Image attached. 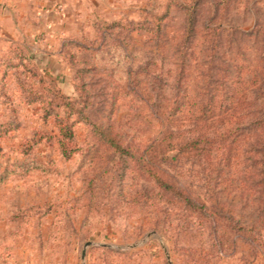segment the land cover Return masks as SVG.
Instances as JSON below:
<instances>
[{"label": "rangeland", "instance_id": "rangeland-1", "mask_svg": "<svg viewBox=\"0 0 264 264\" xmlns=\"http://www.w3.org/2000/svg\"><path fill=\"white\" fill-rule=\"evenodd\" d=\"M193 2L187 41L183 6ZM53 10L71 14L66 40L89 48L70 47L74 63L62 57L49 75L34 52L44 35L0 42V52L14 42L33 57L0 83V264H264L259 132L245 130L234 153L181 158L168 169L184 196L177 199L97 136L107 130L143 150L167 129L158 102L175 109L186 94L198 105L210 79H234L238 65L264 67V0H54ZM216 26L226 29L219 47ZM181 111L183 141L194 109ZM62 145L74 150L69 159ZM187 198L217 216L200 219ZM211 218L217 234L201 231Z\"/></svg>", "mask_w": 264, "mask_h": 264}, {"label": "trees", "instance_id": "trees-1", "mask_svg": "<svg viewBox=\"0 0 264 264\" xmlns=\"http://www.w3.org/2000/svg\"><path fill=\"white\" fill-rule=\"evenodd\" d=\"M183 7L186 11V40L189 41L196 28L199 3L193 2L190 6L184 5ZM210 30L214 32L215 40L220 38L221 41V36L226 29L216 26L215 29ZM220 44L217 41L218 47ZM73 46L78 50L89 51V48L81 46L78 40H64L60 54L66 61L69 59L68 62L70 63L75 61V57L69 52V48ZM31 60L33 57L30 53L26 52L25 49H18L14 42L11 43L9 50H1L0 67H3L4 70L0 77V83L4 85L12 69H18L21 66L25 69ZM237 67L236 79H228L229 74L224 76L228 81L227 83L226 80L220 83L218 80L210 79L208 82L210 94L206 92L202 99L199 98L198 105L194 101L191 102V99H187L189 96L186 94L181 102L182 98L174 101L172 106H175V109L168 108L169 106H166L167 101L163 105L158 102V108L163 110L161 112L162 119L168 124L167 129L161 138L152 140L143 150L125 144L121 137L112 136L107 130H98L99 140L107 144L118 159L131 161L134 167L138 168L145 178L151 180L163 195L177 199L184 196L182 191L177 189L175 181H172L173 178L168 174V169L177 170L183 157L185 159L218 158L219 155H226V152L228 154L231 151L234 153L235 149H232L231 145L247 137L244 133L245 130H255L260 135L256 153L259 155L257 162L260 167L259 188L264 205V67L250 65H238ZM78 74L79 72L75 73L74 79ZM247 74L252 78L247 79ZM44 79L40 76L39 83L43 84ZM221 86L223 88L219 90ZM57 94L64 96L61 90H58ZM199 96L201 97V95ZM184 107L194 109L193 115L186 119V123L193 126L194 130L188 131L190 136L180 141L181 137L177 131L183 118L178 115ZM167 110L169 115H166ZM156 119H161V116L158 114ZM62 133L64 137L67 136L69 139L73 136L71 130ZM73 151L64 146L62 148V154L67 159L72 156ZM146 197L147 202L151 203L153 198L150 195H146ZM186 200L188 210L199 213L200 219L202 217L209 218V214L217 216L208 209L204 202L191 198ZM217 223L214 218L207 219L200 224H203L201 231L205 232L210 227L212 232L217 234L219 230Z\"/></svg>", "mask_w": 264, "mask_h": 264}, {"label": "crops", "instance_id": "crops-1", "mask_svg": "<svg viewBox=\"0 0 264 264\" xmlns=\"http://www.w3.org/2000/svg\"><path fill=\"white\" fill-rule=\"evenodd\" d=\"M53 5L54 0H0V42L14 39L18 34L22 38L25 34L31 38L44 35L47 42L37 46L34 52L35 57L43 59V69L49 75L54 74L53 63L64 65L57 44L67 39L71 21L69 12L59 14L53 10Z\"/></svg>", "mask_w": 264, "mask_h": 264}, {"label": "water", "instance_id": "water-1", "mask_svg": "<svg viewBox=\"0 0 264 264\" xmlns=\"http://www.w3.org/2000/svg\"><path fill=\"white\" fill-rule=\"evenodd\" d=\"M93 245H95V244L92 243V242L86 244V246H85V248H84V250H83V252H82V260H83V261H84L85 258H86V249H87L88 247H90V246H93Z\"/></svg>", "mask_w": 264, "mask_h": 264}]
</instances>
